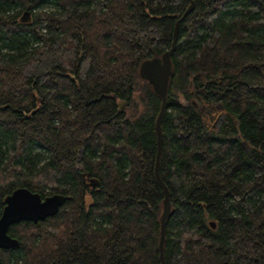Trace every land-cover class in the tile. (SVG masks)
Instances as JSON below:
<instances>
[{"label":"trees","instance_id":"1","mask_svg":"<svg viewBox=\"0 0 264 264\" xmlns=\"http://www.w3.org/2000/svg\"><path fill=\"white\" fill-rule=\"evenodd\" d=\"M194 3L162 123L165 262L264 264V0ZM190 4L0 0V217L18 188L68 197L11 226L0 264H161L162 101L139 68Z\"/></svg>","mask_w":264,"mask_h":264},{"label":"water","instance_id":"2","mask_svg":"<svg viewBox=\"0 0 264 264\" xmlns=\"http://www.w3.org/2000/svg\"><path fill=\"white\" fill-rule=\"evenodd\" d=\"M191 4L181 19L178 20L173 36L172 47L162 57H155L145 60L139 68V76L146 81L158 95L162 101L159 116L156 121L157 134V158L155 166V177L164 191L165 199L163 201V212L160 218L161 236L159 242L160 261L166 264L164 247L166 244V226L171 216L170 192L160 176V161L164 151V135L162 123L168 106V93L171 81L174 76V66L172 56L176 50L178 41V33L181 23L193 12L195 3L190 0ZM29 13L26 12L22 18V22H27ZM68 197L61 194H55L46 198H42L40 194L34 193L27 188H18L5 199V207L0 217V248L10 250L19 245L18 239L9 235L11 226L23 222L39 223L47 218L54 217L66 203ZM213 228L215 223H211Z\"/></svg>","mask_w":264,"mask_h":264},{"label":"flooded vegetation","instance_id":"3","mask_svg":"<svg viewBox=\"0 0 264 264\" xmlns=\"http://www.w3.org/2000/svg\"><path fill=\"white\" fill-rule=\"evenodd\" d=\"M26 18H28V21H30V16H27ZM126 108V106L123 104L121 107H120V110L121 111H124Z\"/></svg>","mask_w":264,"mask_h":264}]
</instances>
